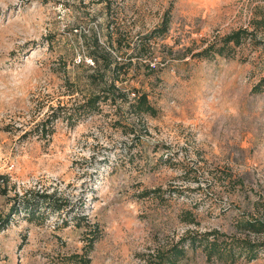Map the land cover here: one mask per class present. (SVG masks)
Here are the masks:
<instances>
[{"label": "rangeland", "instance_id": "rangeland-1", "mask_svg": "<svg viewBox=\"0 0 264 264\" xmlns=\"http://www.w3.org/2000/svg\"><path fill=\"white\" fill-rule=\"evenodd\" d=\"M168 8L169 31L143 39ZM262 13L264 0H0V218L14 198L59 203L38 221L12 217L0 264H78L95 236L88 264H157L206 234L223 258L186 243L178 264H264V231L242 225L264 220ZM238 29L252 35L197 54ZM95 35L132 61L117 83L129 98L146 90L156 115L124 99L82 111Z\"/></svg>", "mask_w": 264, "mask_h": 264}, {"label": "trees", "instance_id": "trees-1", "mask_svg": "<svg viewBox=\"0 0 264 264\" xmlns=\"http://www.w3.org/2000/svg\"><path fill=\"white\" fill-rule=\"evenodd\" d=\"M170 8H168L158 25L153 29L151 33L144 36L143 39L150 40L155 36H163L165 35L171 26V12ZM262 17L260 19H255L254 23L256 26L264 25V13H262ZM252 32H249L248 29H238L233 31L232 33L225 35L220 45L216 43H211L208 46L197 52L198 55H209L211 49L214 48V52L225 53V47L230 46L231 43L240 44L247 37H250ZM121 37V36H120ZM119 39V43H122V38ZM96 43H91L89 45V55L94 61L95 66L97 67V71L91 75V84L93 87L92 92L88 95L87 100L83 101L81 104L82 111H94L95 109H99L102 101L110 100L113 103H117L118 99H124L125 101H129V106L134 109L137 113L156 115L158 113V108L150 99L149 93L146 90H142L139 88H133L134 96L129 98V92L125 90V88L117 83V79L123 80V76L127 71L125 69L126 64L132 63L131 60L126 62L123 57L115 56L113 53L102 43H99V38L97 35L94 37ZM110 43H113L112 41ZM146 43H142V47H145ZM85 64V61L81 62ZM112 71V78H108L107 72L108 70ZM263 78L256 84V89L260 90ZM41 131L43 134L51 133L53 131V124L47 119L43 120L40 123ZM4 179L8 181V177L6 175H0V180ZM52 196L51 194H39L34 193L33 197H19L14 198V201L10 207V211L6 216L0 218V231L8 225L12 217L18 213H24L30 221H38L40 219H44L45 213L48 210L46 209L47 205L53 208L59 204L57 201L47 202V199ZM44 207V208H43ZM59 207V206H58ZM57 207V208H58ZM46 209V210H45ZM59 211V210H58ZM243 227L249 228L255 232H263L264 231V220L261 218H253L247 219L242 222ZM96 227V226H95ZM98 227V226H97ZM92 231V230H91ZM98 236L95 238H90V244L87 247V253L77 256L76 262L78 264H88L90 262L89 251L94 246ZM186 243L191 246H197L199 244L204 243V247L207 252L208 258H212L213 256L217 258H223L224 248L221 247L220 242L214 239L211 240L208 237V234L197 243V239L195 237L189 238L183 237L179 241H177L173 246H171L167 251L159 252L158 254V262L157 264H178V259L181 258L186 252ZM245 249L248 253V258H255L258 253V245L250 242H246L244 244Z\"/></svg>", "mask_w": 264, "mask_h": 264}]
</instances>
